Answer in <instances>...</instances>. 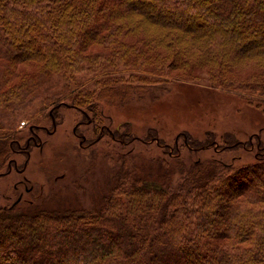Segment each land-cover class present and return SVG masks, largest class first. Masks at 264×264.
<instances>
[{
	"label": "trees",
	"instance_id": "trees-1",
	"mask_svg": "<svg viewBox=\"0 0 264 264\" xmlns=\"http://www.w3.org/2000/svg\"><path fill=\"white\" fill-rule=\"evenodd\" d=\"M138 2L0 0V179L24 174L31 152L45 144L42 134L62 124L61 108L82 115L91 126L92 145L107 134L116 139L102 126L104 109H131L168 85L205 84L264 116V66L234 76L239 61H264V0L149 3L192 20L184 24L136 10ZM145 28L149 33L142 37L139 30ZM195 54L197 63L190 58ZM175 70L185 74L175 76ZM55 75L64 82L61 92L29 113L27 104L41 81ZM24 117L28 122L20 128ZM127 125L115 133L123 144L130 142ZM153 133L135 140L161 146V140L151 141ZM260 133L248 143L229 132L220 135L218 127L202 139L182 133L173 144L163 140L165 157L157 160L129 151L115 160L102 200L90 206H50L66 189L47 198L33 192L26 206L0 204V264H264ZM81 139L83 145L86 137ZM182 149H215L217 155L190 164ZM225 152L232 153L230 159L221 156ZM247 153L252 160H245ZM16 156L26 161L18 165ZM22 180L27 189L29 181Z\"/></svg>",
	"mask_w": 264,
	"mask_h": 264
},
{
	"label": "rangeland",
	"instance_id": "rangeland-1",
	"mask_svg": "<svg viewBox=\"0 0 264 264\" xmlns=\"http://www.w3.org/2000/svg\"><path fill=\"white\" fill-rule=\"evenodd\" d=\"M138 1L136 10L142 9L156 19L166 20L170 17L182 24L192 21L190 19L184 20L181 15H177L171 9L163 8L157 4L152 7L149 3H152L153 0ZM198 15L191 13V18L194 16L197 20ZM190 32L195 33V28L190 29ZM148 33L149 29L139 30V35L142 37H146ZM133 38L130 37L129 41H135ZM159 49L163 50L164 48L159 46ZM199 57V54L190 56L194 63L200 61ZM238 66L239 69L241 68L240 72L234 76L242 78L263 69L264 61L263 59L239 61ZM191 73L209 76L198 71H191ZM172 74L180 76L185 73L181 70H175ZM63 84L60 75L43 79L36 97L27 104V111L35 113L39 112L41 108L44 109L49 104L50 98L61 92ZM139 104V106L130 107L131 109H104L105 119L102 126L108 127L116 139L113 141L110 134H107L94 145L91 143L93 142V135L90 132L91 126L86 124L87 121L85 120V125L81 124L84 123L83 118L77 110L72 108L57 109L61 111L64 118L62 124L57 126L54 135L42 134L45 144L42 149H34L31 152L30 161L24 174L13 172L10 176L0 179V204L13 205L22 196L20 202L26 206L32 201L33 192L37 194L36 197L44 196L47 198L59 190L66 189L63 193L56 194L57 202L55 204L49 205L56 207L67 203L69 207H74V204L90 206L94 202L102 200L101 188H106L107 177L116 173L114 170L115 160L125 156L129 151L147 152L149 153L146 156L147 160H157L158 157H165V149L161 147L164 145L162 143L173 144L174 140L182 133H188L192 137L202 139L207 132L216 131L218 127L220 135L229 132L234 134L239 142L248 143L253 135L259 134L264 129V116L259 111L244 105L239 97L215 91L205 84L164 86L157 91L148 93ZM48 121H50L48 126L50 128L52 122L50 119ZM19 122V127L22 128L28 119L24 117ZM125 125L128 126V137L125 138L127 141L130 140L128 144L121 143V138L115 135L116 131H123ZM150 129L152 132H156L151 134V141L155 138L159 139L161 146L156 143L146 145L138 142L139 137L147 135ZM76 130L78 134L75 133ZM81 136L86 137L83 145H81ZM260 137L264 142V130L260 133ZM241 150L237 149L236 151L243 154ZM180 154L190 164L200 159L198 157L207 156L210 158L217 155L215 149L211 150L210 154L203 152L196 154L188 149H182ZM93 156L96 157L95 160L92 158ZM221 156L224 159H230L228 156H232V153L225 152ZM16 158L18 165L26 161L23 156H16ZM244 158L245 160H252L253 153L245 154ZM146 163L149 166L151 162L146 161ZM150 167L159 170L155 164H151ZM24 177L29 181L26 184L27 189L21 183ZM17 185L19 189H17ZM35 202L37 201L35 200ZM197 261L200 262L199 259Z\"/></svg>",
	"mask_w": 264,
	"mask_h": 264
},
{
	"label": "water",
	"instance_id": "water-1",
	"mask_svg": "<svg viewBox=\"0 0 264 264\" xmlns=\"http://www.w3.org/2000/svg\"><path fill=\"white\" fill-rule=\"evenodd\" d=\"M20 200H21V197L16 201V203L15 204H17L18 202H20Z\"/></svg>",
	"mask_w": 264,
	"mask_h": 264
}]
</instances>
